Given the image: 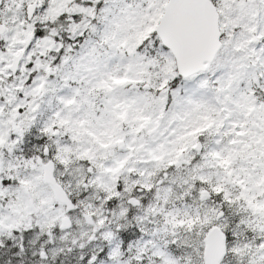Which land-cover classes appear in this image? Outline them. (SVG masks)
Instances as JSON below:
<instances>
[{"label": "snow or ice", "instance_id": "1", "mask_svg": "<svg viewBox=\"0 0 264 264\" xmlns=\"http://www.w3.org/2000/svg\"><path fill=\"white\" fill-rule=\"evenodd\" d=\"M0 264H264V0H0Z\"/></svg>", "mask_w": 264, "mask_h": 264}]
</instances>
